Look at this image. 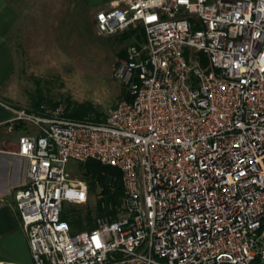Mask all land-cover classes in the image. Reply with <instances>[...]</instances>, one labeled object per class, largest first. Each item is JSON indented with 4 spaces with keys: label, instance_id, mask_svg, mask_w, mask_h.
I'll return each mask as SVG.
<instances>
[{
    "label": "built area",
    "instance_id": "1",
    "mask_svg": "<svg viewBox=\"0 0 264 264\" xmlns=\"http://www.w3.org/2000/svg\"><path fill=\"white\" fill-rule=\"evenodd\" d=\"M94 34L141 32L112 77L128 98L100 120L14 108L25 181L11 195L30 264H261L264 0H120ZM119 171L118 213L72 231L85 201L70 160Z\"/></svg>",
    "mask_w": 264,
    "mask_h": 264
},
{
    "label": "rangeland",
    "instance_id": "2",
    "mask_svg": "<svg viewBox=\"0 0 264 264\" xmlns=\"http://www.w3.org/2000/svg\"><path fill=\"white\" fill-rule=\"evenodd\" d=\"M9 1L26 10L11 33L14 38H9L15 59L8 81L11 107L29 109L33 102H38L47 110L63 113L84 104L89 105L92 115L104 113L122 98L124 86L112 77V70L122 50L133 41L131 37L95 35L92 17L78 9L76 0H64L69 11L54 20V14H34L35 11L28 10L27 0ZM18 126L21 131L27 127L25 123ZM66 170L71 178L83 180L82 168L76 161L70 160ZM85 190L84 202L63 204L64 209L79 212L83 229L88 227L84 220L86 212L91 223L95 224L99 217L95 205L100 197L99 188L89 190L86 186ZM119 209L120 204L117 213Z\"/></svg>",
    "mask_w": 264,
    "mask_h": 264
},
{
    "label": "crops",
    "instance_id": "3",
    "mask_svg": "<svg viewBox=\"0 0 264 264\" xmlns=\"http://www.w3.org/2000/svg\"><path fill=\"white\" fill-rule=\"evenodd\" d=\"M27 1L30 7L28 10L35 11L34 14H54L53 20L59 14L69 11L64 0ZM75 3L88 17H93L97 10L107 9L111 5H122L120 0H76ZM25 12L14 1L0 0V264H30L27 242L11 195L12 190L21 186L26 179V162L14 153L16 138L21 130L18 125L8 122L11 112L4 107L13 106L8 81L15 68V59L9 38H14L11 33ZM123 50L118 59L124 57Z\"/></svg>",
    "mask_w": 264,
    "mask_h": 264
},
{
    "label": "trees",
    "instance_id": "4",
    "mask_svg": "<svg viewBox=\"0 0 264 264\" xmlns=\"http://www.w3.org/2000/svg\"><path fill=\"white\" fill-rule=\"evenodd\" d=\"M119 38H136L141 37V32L138 33L135 30H127L118 34ZM124 95L122 98L127 99L128 95L123 90ZM121 98V99H122ZM38 102H33L29 109H35L38 107ZM91 112L89 105L79 104L72 108L70 111H64L62 116L70 119H80L84 116H92L95 120H100L103 113ZM19 127V126H18ZM17 128V127H16ZM81 166V178L85 181L89 190H93L95 187L99 188L100 197L96 200V216L102 215H114L117 213L116 207L121 201V185L119 182V171L113 167L103 165L96 160L89 159L84 162H78ZM61 219H64L72 231L83 229L81 227L82 219L79 212H76L73 208L64 209L60 215ZM84 220L88 226L86 229H90L95 224L90 222L88 212L85 213Z\"/></svg>",
    "mask_w": 264,
    "mask_h": 264
},
{
    "label": "water",
    "instance_id": "5",
    "mask_svg": "<svg viewBox=\"0 0 264 264\" xmlns=\"http://www.w3.org/2000/svg\"><path fill=\"white\" fill-rule=\"evenodd\" d=\"M261 264H264V258L261 260Z\"/></svg>",
    "mask_w": 264,
    "mask_h": 264
}]
</instances>
